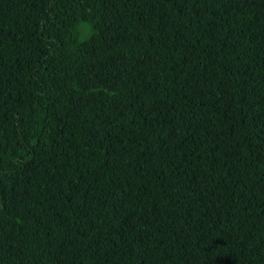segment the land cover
<instances>
[{"label":"trees","instance_id":"obj_1","mask_svg":"<svg viewBox=\"0 0 264 264\" xmlns=\"http://www.w3.org/2000/svg\"><path fill=\"white\" fill-rule=\"evenodd\" d=\"M0 264H264V0H0Z\"/></svg>","mask_w":264,"mask_h":264}]
</instances>
